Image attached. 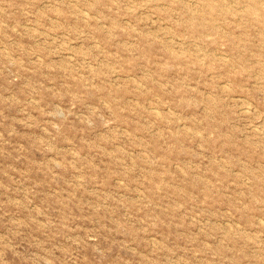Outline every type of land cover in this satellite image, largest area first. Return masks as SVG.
<instances>
[{"label": "rangeland", "instance_id": "1", "mask_svg": "<svg viewBox=\"0 0 264 264\" xmlns=\"http://www.w3.org/2000/svg\"><path fill=\"white\" fill-rule=\"evenodd\" d=\"M0 264H264V0H0Z\"/></svg>", "mask_w": 264, "mask_h": 264}]
</instances>
